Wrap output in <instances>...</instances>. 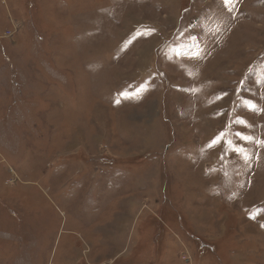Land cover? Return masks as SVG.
<instances>
[{
  "label": "rangeland",
  "instance_id": "374dc122",
  "mask_svg": "<svg viewBox=\"0 0 264 264\" xmlns=\"http://www.w3.org/2000/svg\"><path fill=\"white\" fill-rule=\"evenodd\" d=\"M0 264H264V0H0Z\"/></svg>",
  "mask_w": 264,
  "mask_h": 264
},
{
  "label": "snow or ice",
  "instance_id": "6c2138e0",
  "mask_svg": "<svg viewBox=\"0 0 264 264\" xmlns=\"http://www.w3.org/2000/svg\"><path fill=\"white\" fill-rule=\"evenodd\" d=\"M217 143H219V140H214L212 143L209 145V147L215 146Z\"/></svg>",
  "mask_w": 264,
  "mask_h": 264
}]
</instances>
